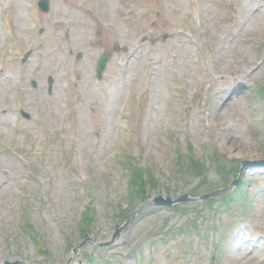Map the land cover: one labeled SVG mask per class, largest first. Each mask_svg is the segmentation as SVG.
<instances>
[{
	"label": "rangeland",
	"instance_id": "rangeland-1",
	"mask_svg": "<svg viewBox=\"0 0 264 264\" xmlns=\"http://www.w3.org/2000/svg\"><path fill=\"white\" fill-rule=\"evenodd\" d=\"M2 2L0 264H264V0ZM241 161L230 198L146 205L111 238L135 172L176 197L225 186ZM84 214L96 243L72 252Z\"/></svg>",
	"mask_w": 264,
	"mask_h": 264
},
{
	"label": "water",
	"instance_id": "water-1",
	"mask_svg": "<svg viewBox=\"0 0 264 264\" xmlns=\"http://www.w3.org/2000/svg\"><path fill=\"white\" fill-rule=\"evenodd\" d=\"M243 165H244V166L241 168V173H242V172L245 170V168H246V163H244ZM238 181H239V180H235V181L233 182V185L238 184ZM228 190H229V188H227V189H225V190H223V191H221V192H222V193H223V192H227ZM214 194H215V193L205 195V196H203V198L206 199V198H208V197H210V196H214ZM186 200H188L187 195L180 196V197H179L178 199H176V200H171L170 198H166V200H163V199L159 196V197L154 198L153 202H154L156 205H163V206H168V207H169V206H171V205H172L173 203H175V202H182V201H186ZM119 232H120V230L117 229L116 232H115V234H114V237H115L116 235H118ZM84 243H85V242H83V243L81 244V246H82Z\"/></svg>",
	"mask_w": 264,
	"mask_h": 264
}]
</instances>
